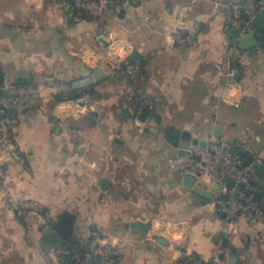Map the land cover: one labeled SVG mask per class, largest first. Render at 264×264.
Masks as SVG:
<instances>
[{"label": "crops", "instance_id": "obj_1", "mask_svg": "<svg viewBox=\"0 0 264 264\" xmlns=\"http://www.w3.org/2000/svg\"><path fill=\"white\" fill-rule=\"evenodd\" d=\"M131 1L93 18L70 0H0V88L6 94L10 84L32 85L45 98L41 106L14 108L12 115V139L23 162L4 161L0 264H50L55 244L79 242L78 220L87 225L81 235L98 230L116 247V264H180L184 252L217 255V264H250L243 259L258 250L252 243H259L264 218V177L255 176L257 224L242 217L227 223L221 199L206 200L184 186L168 160L183 155L194 138L216 140L220 127L224 139L252 141L245 152L254 158V172L264 159V52H257L264 41L247 50L229 46L234 32L214 17L219 0ZM177 34L193 35L195 46L177 49ZM244 58L257 63L254 74ZM111 59L139 62L143 75H116ZM97 69L104 75L85 89L92 90L86 105L57 107L56 96L75 91L72 83ZM195 78L199 87L190 86ZM140 92L162 99L157 123L133 117L131 98ZM196 122L203 127L191 128ZM150 126L159 144L150 147L144 164L142 158L130 166L126 153L141 154L136 147ZM8 196L36 202L42 214H16ZM66 215L74 216L68 238L55 233L51 221Z\"/></svg>", "mask_w": 264, "mask_h": 264}, {"label": "built area", "instance_id": "obj_2", "mask_svg": "<svg viewBox=\"0 0 264 264\" xmlns=\"http://www.w3.org/2000/svg\"><path fill=\"white\" fill-rule=\"evenodd\" d=\"M74 9L86 14H100L113 5L127 6L131 0H70ZM264 10V0H219L214 4V17L224 27L234 32L236 37L255 32L254 18ZM195 43L193 35L175 36V46L180 50H189ZM111 70L117 75L134 79L140 75L141 64L139 62L125 63L122 65L117 59H111L108 63ZM6 94L0 103V189L5 187L6 174L4 168L5 158L21 164L23 159L16 143L12 139V131L16 119L8 117L9 108L21 106H41L44 103L42 92L32 85L18 86L8 85ZM89 95L83 93L74 98L64 97L58 101L57 107L68 109L70 107L84 106L89 102ZM151 102L144 96H136L130 102L133 114L138 115L142 111H150ZM137 119V118H136ZM240 150H247L244 140L238 144ZM239 150V151H240ZM183 155H176L168 160L169 167L181 176L191 175L195 183L208 188L212 183H217L218 194L225 195V200L219 202V210L225 213L228 219H233L239 212H248L249 202L243 197L249 193L253 183V176L240 169L243 158L240 154L231 153L224 145L216 142H207L205 147L187 143L180 150ZM243 166V165H242ZM232 182V185L229 183ZM253 200H256L255 198ZM257 201V200H256ZM9 208L18 215L42 214L37 203L32 200H16L8 196ZM64 255H69L68 264H116L119 261V253L116 247L107 242H101V234L93 231L87 247L82 249L79 244L74 245ZM214 260H194L188 258L181 264H213Z\"/></svg>", "mask_w": 264, "mask_h": 264}, {"label": "rangeland", "instance_id": "obj_3", "mask_svg": "<svg viewBox=\"0 0 264 264\" xmlns=\"http://www.w3.org/2000/svg\"><path fill=\"white\" fill-rule=\"evenodd\" d=\"M105 14V12H102V13H100V14H87L86 16H88V17H93V18H95V17H102V15H104ZM195 44H196V40H195V43H194V45L192 46V48L195 46ZM191 48V49H192ZM257 52L258 53H262V52H264V46H263V44H262V41H261V43H260V45H259V47L257 48ZM241 60V59H240ZM243 61V65L246 67V68H248L247 70L249 71V73H252V74H254V69L256 68V64L257 63H255V62H253V61H250L249 59H243L242 60ZM262 62V61H261ZM241 64V63H240ZM262 64H263V62H262ZM141 68V70H140V75L138 76V77H141V75H143L142 73H143V68H142V66L140 67ZM242 70V69H241ZM247 70H246V73H247ZM198 73V72H197ZM239 74H241L242 75V73L241 72H239ZM117 75V74H116ZM243 76V75H242ZM244 76H245V74H244ZM138 77H136V78H134V79H137ZM125 79H127V78H125ZM131 80V79H130ZM133 80V79H132ZM139 80H140V78H139ZM196 81V82H195ZM191 83H190V86H192V87H194V86H196V87H199V83H197L198 81H197V78H195V80H193V81H190ZM143 84V83H142ZM36 87V86H35ZM37 88V87H36ZM38 89V88H37ZM93 93H95V92H93ZM92 95V94H91ZM144 96V97H146V98H148V100L151 102V106L150 107H148V109L150 110L149 112H150V115L149 116H147V118L145 119V120H147V121H149V122H151V123H157V118L161 115V113H162V109L160 108L161 107V105L162 104H164L163 103V101H162V99L160 98V97H156V98H153V97H151V96H149V95H145V94H143V92H140V93H136L135 95H133L132 96V98L131 99H133L134 97H136V96ZM198 97V96H197ZM197 98L195 97V101L194 102H197ZM253 102H254V100L252 99V98H249V100H248V103H247V107H248V110H251L252 109V104H253ZM197 104V103H196ZM198 105V104H197ZM247 110H245V112H246ZM140 114V113H139ZM139 114L138 115H136V114H133V117L134 118H137V120L139 119L138 118V116H139ZM139 120H141V119H139ZM148 126V125H147ZM191 128H193V129H200L201 127H203V126H201V124L199 123V122H196L194 125H191L190 126ZM153 128H155V127H151L150 126V131H148L147 133H144L143 131L144 130H142L141 132H143V137L141 138V143H142V145L143 146H140V144H139V142H138V146L136 147L137 149H139L140 151H142V152H140L141 154H143V155H139V156H137V155H135L134 153H132V152H127L126 153V159L124 160L125 161V163H127V164H130V166H132V165H134V166H139V162H138V160L139 159H142L143 158V164H144V160L146 159V157H147V155L149 154V152H150V150H151V146L152 145H154V146H157L158 144H159V140H154L153 138H152V136L153 135H151V131H153ZM163 129H162V131L164 130V127H162ZM215 140L214 139H212V140H210V141H207V142H214ZM242 142V140H240V139H238V140H236V142H232L230 139H224V138H222V143H221V145H224V146H231L233 143H236L237 145L238 144H240ZM189 143V142H188ZM244 143H245V146H246V149L248 150L249 149V143H252V141L251 142H249V141H246V140H244ZM127 150H132V149H130L129 147L127 148ZM247 150H245V151H247ZM248 152V151H247ZM248 154V153H247ZM249 155H251V154H249ZM247 156V155H246ZM259 162H256L255 163V165L256 164H258ZM243 165V166H242ZM126 166H129V165H126ZM239 167H241L240 169H242L243 171H246L248 174H250V175H254V173H253V168L251 167V166H247V165H245V164H241V165H239ZM253 182H255V175L253 176ZM255 195H256V192H254V185L252 184V187L250 188V190H249V193L246 195V196H244L243 198L245 199V200H247L248 202H249V204H248V207L252 210L251 211V214L250 215H248V212L247 213H245V212H239L237 215H236V217L235 218H233V219H228V217H227V215L225 214V213H222L223 215H224V217H225V219H226V222L227 223H230V222H232V221H234L236 218H238V217H242V218H244V220L246 221V223H247V225H249V226H252V225H255V224H257V222H258V218H259V214H260V211H261V207H260V204H259V202H258V200L256 201V200H253L254 199V197H255ZM37 206L42 210V207L39 205V204H37ZM29 214H31V213H29ZM34 215H36V214H34ZM40 214H37L36 216H39ZM204 217H202V219H203ZM204 220V219H203ZM263 221L262 222H260V225H262V227H260L261 229H260V235H259V243L257 242V244H255L254 242H256V239L257 238H255V241H254V239H253V243H252V245L253 246H256L257 248H258V250H257V252H255V254H251V252H249L248 254H247V256H245V258L243 259L245 262H247V263H250L251 264V262L253 261V262H256L255 260H253V258L255 257V259L259 262V264H264V218L262 219ZM51 221H53V230H54V228H55V226L59 223L58 221H55V220H51ZM197 221H201V219H198ZM203 222V221H202ZM262 223V224H261ZM86 227H87V225H86V222H83V221H80V220H78L77 222H76V224H75V238H76V240H77V238L79 239V242L77 243V244H79V245H81L82 246V249H84L85 247H87V245H88V243H89V240H90V238H91V234L93 233V231H95V230H91V232L89 233V236H85V235H81V234H84L85 232H86V230H84V228L86 229ZM54 232L56 233V231L54 230ZM83 232V233H82ZM99 232V231H98ZM100 233V232H99ZM81 236V237H80ZM257 240V241H258ZM104 242L105 240H104V238L101 236V242ZM56 246L53 248V250L50 252V264H62V256H64V252L66 251L64 248H63V246H61V244L60 243H58V244H55ZM188 258H192V259H194V260H199L200 258L202 259V260H210V258L212 259V260H214L213 262V264H217L218 263V257H217V255H212V256H206V255H204V254H202V253H198V252H194V253H188V252H184V254L181 256V259H180V264L183 262V261H185V260H187ZM57 263H56V262Z\"/></svg>", "mask_w": 264, "mask_h": 264}, {"label": "water", "instance_id": "obj_4", "mask_svg": "<svg viewBox=\"0 0 264 264\" xmlns=\"http://www.w3.org/2000/svg\"><path fill=\"white\" fill-rule=\"evenodd\" d=\"M253 26L256 29L255 32L242 35L241 37H236V36L233 37L231 39V41L229 42V46L237 45L240 48L247 50V49L256 48L258 46L260 40L264 41V10H262L254 18ZM227 31H229V28H227ZM103 75H104L103 70L97 69V70H95V73L93 76H87V77H84L82 79L76 80L72 83L71 86L74 90L88 89V88L92 87L93 85H95L96 81L101 80ZM27 81L30 83L29 80H27ZM229 81H231L232 83L236 82V80H229ZM4 94L5 93H4L3 89L0 88V98H3ZM14 113H15V109L9 108L8 117H12V115ZM122 114L124 116H130L128 109H124ZM215 137H216V140H215L216 144L220 145L222 143V133H221L220 127L215 128ZM234 142H236V140H234ZM192 144L198 145L200 147H205L207 144V141L194 138L192 140ZM224 147H225V149H228L231 153H237L240 150L239 146L236 143H234L231 146H224ZM253 162H254V158H252L250 156H245L243 159V164H245L247 166L251 165ZM253 173L255 176L264 177V159L259 161V163L255 165ZM232 184H233L232 182L229 183V185H232ZM183 185L188 187V188H192L193 191L197 195L201 196L202 198H204L206 200H213V199H219V198L221 200H225V195H219L217 192V190H218L217 183H212L210 185V187L207 189V188H204V187L197 185L195 183V179L193 176L186 175L183 177ZM256 191H258L257 187L255 188V192ZM254 198L256 200H258L259 196L256 194ZM73 223H74V216L73 215H66L63 218H61L60 222L55 226L54 230L56 231L57 234L65 237V238H68L71 236L72 229H73ZM133 227L141 228L143 226L139 223H135V224H133ZM218 239L219 238L216 237V240H218ZM223 245L226 246L227 242H224ZM235 260H236V258L233 257L231 259V262H234Z\"/></svg>", "mask_w": 264, "mask_h": 264}, {"label": "trees", "instance_id": "obj_5", "mask_svg": "<svg viewBox=\"0 0 264 264\" xmlns=\"http://www.w3.org/2000/svg\"><path fill=\"white\" fill-rule=\"evenodd\" d=\"M82 15H87L86 13H84V12H80ZM84 92H85V94H87V95H91L92 94V90L90 89V90H84ZM80 94H82V92L81 91H73V92H71V93H69V94H62V95H58V96H56V99L57 100H61L62 98H64V97H67V98H74V97H77L78 95H80ZM150 115V112L149 111H142L140 114H139V116H138V118L139 119H141V120H145L146 118H147V116H149ZM239 154H240V156L244 159V157L247 155V152H245V151H243V150H240L239 152H238ZM253 185L255 184V182H253L252 183ZM60 244H61V246H63V248L66 250V251H69L74 245H76L78 242H74V241H72V240H70V239H66V240H61L60 242H59ZM70 262V257H69V255H64V256H62V264H68Z\"/></svg>", "mask_w": 264, "mask_h": 264}]
</instances>
